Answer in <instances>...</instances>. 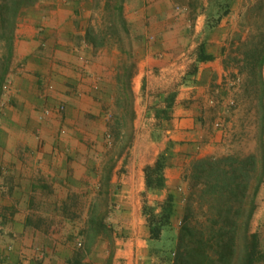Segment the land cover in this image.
<instances>
[{
	"label": "crops",
	"instance_id": "0c3cea01",
	"mask_svg": "<svg viewBox=\"0 0 264 264\" xmlns=\"http://www.w3.org/2000/svg\"><path fill=\"white\" fill-rule=\"evenodd\" d=\"M238 1L205 29L201 6L174 13L165 0H128V141L100 138L122 54L87 41L85 1L39 0L20 13L0 73V264H167L151 250L174 230L190 162L229 149L226 21ZM200 47L212 57L199 59ZM60 126L65 134L56 138ZM160 156L163 185L147 189L145 167ZM169 195L171 225L153 240L143 204L158 211Z\"/></svg>",
	"mask_w": 264,
	"mask_h": 264
},
{
	"label": "trees",
	"instance_id": "16d2710c",
	"mask_svg": "<svg viewBox=\"0 0 264 264\" xmlns=\"http://www.w3.org/2000/svg\"><path fill=\"white\" fill-rule=\"evenodd\" d=\"M39 0H0V41L6 44L8 56L12 53V43L17 18L20 13L27 7L33 6ZM232 0H209L204 9L207 16L205 29H210L219 23L221 18L230 12ZM126 0H105V8L112 15L111 28L112 33L117 37L119 49L126 56L121 62L122 73L119 75V81L124 85L129 94H131V78L135 70L134 61V38L130 31V26L125 18L124 7ZM221 8L217 15L213 12ZM260 18L258 24L259 32L247 34L245 37L240 34L239 44L250 45V49L243 53L242 65L240 70L246 69L249 76H254L249 84L254 86V102L256 116V134L255 141L258 153H251L243 157L227 156H209L193 161L191 164L193 171L185 173L187 185L191 181V186L195 185L201 178V175L209 179L214 175L215 182L202 183L203 189L201 195L206 196L209 188L213 193V199L216 202L223 201V204H229L232 199H238L240 203V213L243 214L242 238L245 241L243 252V264H253L258 247L257 232H251L250 224L252 215L255 210V197L259 190L260 183L264 176V0H248L244 9L239 12L241 23L239 24L244 30H250L253 27L252 18ZM86 39L96 47V39L90 35V30H86ZM234 42H232V45ZM238 48V46H237ZM237 48L233 50H237ZM199 59L211 58V55L201 53L199 48ZM234 60V58H233ZM123 78V79H122ZM123 80V81H122ZM249 85V86H250ZM245 91L249 90L248 85ZM249 91V93H252ZM253 102V101H252ZM230 169H221V164L229 161ZM163 156H160L153 165L145 167V186L147 189L159 188L163 185ZM257 166L260 168L257 171ZM222 175L223 177H221ZM254 183L252 185V180ZM193 181V182H192ZM199 183V182H198ZM197 185V183H196ZM206 194V195H205ZM188 200L187 193L184 201ZM184 211V209H183ZM188 208L185 207V214L181 220L179 232L172 235L175 250L174 257L167 260L163 255L167 254L164 246L152 247L151 253L160 252V260L167 264H230V258L234 253L233 243L235 238L236 223L231 220L235 218L232 214V207L219 209L215 218H224V223L214 220L212 226L206 234L197 235L189 227L186 213ZM142 213L146 217L149 226L150 236L153 240H160L163 229L171 225V219L174 215L173 198L169 195L160 205V209L155 211L154 206L147 203L143 204ZM227 224L225 225V223ZM231 223V227H230ZM156 250V251H154Z\"/></svg>",
	"mask_w": 264,
	"mask_h": 264
},
{
	"label": "rangeland",
	"instance_id": "374dc122",
	"mask_svg": "<svg viewBox=\"0 0 264 264\" xmlns=\"http://www.w3.org/2000/svg\"><path fill=\"white\" fill-rule=\"evenodd\" d=\"M87 7L86 10L89 11V16L87 18L86 30H90V35L93 36L97 42L96 47L100 48L103 46H115L119 49V42L117 37L111 32V17L112 15L105 8V0H84ZM214 0V4H216ZM128 0L125 2L124 13L126 12V5ZM248 0H239L237 7L229 14V19L226 21L227 24L230 23V35L226 42V59L225 63L229 68L228 82L226 83L227 95V106L224 113V126L228 132L229 149L218 155L216 157L232 155L233 157H243L251 153H258L255 134H256V116H255V102L253 88L249 82L255 80L254 76H249L246 69L240 70L242 65L243 53L250 49V45L239 44L240 34L245 37L247 34H254L255 36L259 32L257 27L260 24V18L255 15L252 18L253 27L250 30H244L239 26L241 23L239 12L244 9ZM201 6L202 10L206 8L204 0H165V11L166 12H179L187 10L191 13L195 12L197 7ZM218 10H214V14L217 15ZM231 12V10H230ZM219 13V12H218ZM86 37V31H85ZM232 42L234 44L232 45ZM238 46V48H237ZM237 48V50H233ZM120 50V49H119ZM8 49L3 41H0V73L1 69L8 71L11 56H8ZM121 52V51H120ZM122 54V53H121ZM126 56L122 54L121 62L124 61ZM234 58V60H233ZM123 79V78H122ZM123 81V80H122ZM244 85H250L249 90L245 91ZM252 92V93H249ZM253 101V102H252ZM108 112L107 116V128L105 131L102 130L101 137L103 139H109L113 141H128L132 138L133 131L131 130V114H130V94L121 83L119 86L117 96L112 103L110 108L106 109ZM58 117V116H57ZM59 118V117H58ZM58 122V121H57ZM223 122V121H222ZM221 122V124H222ZM60 123V120L59 122ZM97 129V125L90 126ZM96 131V130H94ZM90 132V131H89ZM65 129L61 126L56 132L57 136L64 137ZM88 135V134H87ZM96 135V137H95ZM98 132H90L88 138L97 139ZM120 148H116L115 151H119ZM195 161V160H194ZM227 161L221 164V169H230L231 163ZM190 162L189 171H193L192 164ZM257 171L260 168L257 166ZM223 177L222 175H220ZM205 181H210L209 183H214V175L209 176V179L201 175L199 181L191 186V181L187 185L186 193L188 195V200H185L182 206V210L179 216L174 222V230L171 229L165 237V250L168 251L167 254L163 255V258L167 260L172 259L175 255L173 251L175 250L176 243L174 244L172 235L179 232L181 227V220L185 214V207L188 208L186 215L188 216L187 222L192 232L197 235L206 234L209 229L214 226V220L218 219L219 222L224 223L223 217L220 219L215 218V215L219 209L232 207V214L235 218H231L235 225V238L233 243V249L235 250L230 258V264H243V252L245 241L242 238L241 232L243 230V214L240 213V203L238 199H232L229 204H223V201H214L213 193L209 188L206 196L201 195V190L203 189L202 183ZM193 182V181H192ZM199 182V183H198ZM252 185L254 179L251 181ZM184 209V211H183ZM227 222L225 223V225ZM230 223V227H231ZM251 232H257L258 235V247L255 260L253 264H264V176L260 183L259 190L255 197V210L252 215Z\"/></svg>",
	"mask_w": 264,
	"mask_h": 264
},
{
	"label": "built area",
	"instance_id": "2783aa9c",
	"mask_svg": "<svg viewBox=\"0 0 264 264\" xmlns=\"http://www.w3.org/2000/svg\"><path fill=\"white\" fill-rule=\"evenodd\" d=\"M63 107L61 105L58 106V111H60Z\"/></svg>",
	"mask_w": 264,
	"mask_h": 264
}]
</instances>
